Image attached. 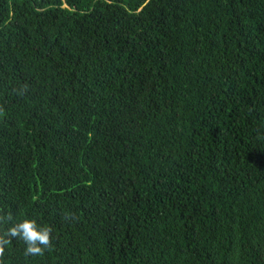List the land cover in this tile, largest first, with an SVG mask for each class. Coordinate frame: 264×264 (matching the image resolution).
Here are the masks:
<instances>
[{"label":"trees","instance_id":"1","mask_svg":"<svg viewBox=\"0 0 264 264\" xmlns=\"http://www.w3.org/2000/svg\"><path fill=\"white\" fill-rule=\"evenodd\" d=\"M4 264H264V0H0Z\"/></svg>","mask_w":264,"mask_h":264},{"label":"clouds","instance_id":"2","mask_svg":"<svg viewBox=\"0 0 264 264\" xmlns=\"http://www.w3.org/2000/svg\"><path fill=\"white\" fill-rule=\"evenodd\" d=\"M10 218L0 217V221ZM51 228L39 224L35 218H25L12 223L9 227L0 231V264H4L3 254L5 248L10 245L13 238L24 241L25 255L42 254L50 246Z\"/></svg>","mask_w":264,"mask_h":264}]
</instances>
